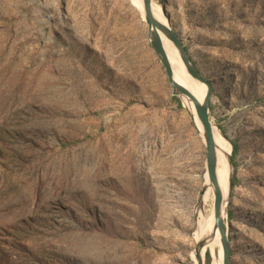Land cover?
I'll return each instance as SVG.
<instances>
[{
  "label": "rangeland",
  "instance_id": "rangeland-1",
  "mask_svg": "<svg viewBox=\"0 0 264 264\" xmlns=\"http://www.w3.org/2000/svg\"><path fill=\"white\" fill-rule=\"evenodd\" d=\"M153 2L232 142L229 264H264V0ZM134 5L0 0V264H195L205 143Z\"/></svg>",
  "mask_w": 264,
  "mask_h": 264
},
{
  "label": "water",
  "instance_id": "water-1",
  "mask_svg": "<svg viewBox=\"0 0 264 264\" xmlns=\"http://www.w3.org/2000/svg\"><path fill=\"white\" fill-rule=\"evenodd\" d=\"M153 0H142L144 21L148 28V41L150 46L153 48L159 62L161 63L168 84L172 89L174 96L185 95L189 97L194 104L195 114L202 127V138L205 143V171L208 175V182L213 186L214 204H213V227L218 232L221 248H222V264H229L230 261V241L227 234V223L225 222L224 215L227 213V201L232 188V179L228 182L229 192L227 196L223 192L217 179V152L216 145L213 135V128L215 124L210 118V98L212 94V85L210 81L204 78L197 70L194 62L192 61L187 48L182 44L178 34L170 27L168 21L161 22L157 20L153 15L152 9ZM167 38L177 50L181 61L183 62L187 73L194 79L205 83L206 92L201 101H198L193 94L187 90L184 86L180 85L173 76V69L169 58L165 52L162 38ZM231 161V159H230ZM232 162V161H231ZM204 241L198 245H202ZM199 246L195 249L198 250Z\"/></svg>",
  "mask_w": 264,
  "mask_h": 264
},
{
  "label": "bare ground",
  "instance_id": "bare-ground-1",
  "mask_svg": "<svg viewBox=\"0 0 264 264\" xmlns=\"http://www.w3.org/2000/svg\"><path fill=\"white\" fill-rule=\"evenodd\" d=\"M137 7L139 15L143 19L144 12L142 0H131ZM153 15L154 17L161 21L167 22L168 19L164 16L161 11V8L157 6L154 2L152 3ZM169 23V21H168ZM163 46L165 52L169 58L173 69V76L177 83L179 82L180 85L184 86L187 90H189L193 96L198 101H201L206 92V85L203 82H200L194 78H192L186 71L183 62L181 61L179 54L173 44L164 36H161ZM184 107L190 113L191 119L196 126L198 132L202 135V127L201 124L195 114L194 111V104L190 101V98L181 95L179 96ZM215 124V123H214ZM213 135L216 145V152H217V179L219 185L221 186L223 192L227 196L229 189H228V182L232 179L234 173L233 164L230 161V156L233 151L232 142L227 138L226 134L221 130V128L215 124L213 128ZM211 193H213V186L208 182V175L206 172L205 182L202 189L198 193V199L196 203V210L198 216V224L195 232V247L194 250L191 252V256L195 262V264H204L203 257L207 249H209L210 255L212 257V262H216L217 264H222V256L219 251V234L217 230H214L213 223V204H214V195L210 198ZM229 198V197H228ZM212 201V207L210 210H205L204 203L208 200ZM227 213L224 215L226 218ZM204 241L202 245L200 242ZM199 246L198 250L195 248Z\"/></svg>",
  "mask_w": 264,
  "mask_h": 264
},
{
  "label": "trees",
  "instance_id": "trees-1",
  "mask_svg": "<svg viewBox=\"0 0 264 264\" xmlns=\"http://www.w3.org/2000/svg\"><path fill=\"white\" fill-rule=\"evenodd\" d=\"M209 249H207V251H206V255H207V260H210V255H209ZM210 264H212V261H211V263Z\"/></svg>",
  "mask_w": 264,
  "mask_h": 264
}]
</instances>
